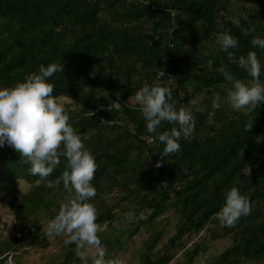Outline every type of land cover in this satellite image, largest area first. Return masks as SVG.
I'll list each match as a JSON object with an SVG mask.
<instances>
[{
    "label": "trees",
    "instance_id": "obj_1",
    "mask_svg": "<svg viewBox=\"0 0 264 264\" xmlns=\"http://www.w3.org/2000/svg\"><path fill=\"white\" fill-rule=\"evenodd\" d=\"M231 17L254 31L245 36ZM225 32L238 40L228 50L235 59L216 43ZM256 37L264 39V0H0V89L40 65H63L48 82L57 102L66 100L69 123L97 164L91 182L97 194L89 203L97 209L105 260L140 235L135 264H171L181 255L176 264H195L217 242L228 246L204 264H264V104L247 113L233 109L234 81L218 71L223 66L253 86L238 60L254 51L264 86V49L252 45ZM145 84L170 89V102L195 119L192 136L182 137L180 151L169 157L161 156L165 145L147 132L135 99ZM173 127L164 121L157 132ZM30 167L12 147H0V200L16 221L0 239V256L19 236L39 242V225L69 195L60 179L65 157L48 177L53 187L37 185ZM232 187L248 198L251 213L229 228L215 217ZM61 255V264L78 259L74 244H64Z\"/></svg>",
    "mask_w": 264,
    "mask_h": 264
},
{
    "label": "clouds",
    "instance_id": "obj_2",
    "mask_svg": "<svg viewBox=\"0 0 264 264\" xmlns=\"http://www.w3.org/2000/svg\"><path fill=\"white\" fill-rule=\"evenodd\" d=\"M231 22L241 28V20L231 17ZM247 36L254 29H243ZM221 51H225L230 59H235L229 49L238 48L236 37L225 32L215 37ZM253 46L264 49V39L256 37ZM239 67L249 73L256 83L246 86L234 75L221 66L218 71L229 82H233V90L229 91L228 99L233 109L250 112L259 104H264V86L259 83L261 63L254 51L247 56H240ZM63 65L53 62L47 67L40 65L38 73L28 75L23 82L12 88L0 89V147L5 144L12 147L24 160L30 164V172L38 176L37 185L53 187L48 180L61 163V157L67 160V170L61 176L63 187L69 194L59 207L58 214L47 225V237L66 236V245H75V252L82 259L86 248L95 249L92 264H119L118 261L105 260V251L98 236L100 230L97 221V209L89 201L97 194L92 185L97 171L93 155L85 149L84 143L74 127L69 123V115L64 107L53 97L55 85L48 79L58 72H63ZM160 76H164L160 71ZM140 104V111L146 121V130L154 134L155 139L164 144L162 157H169L180 151L178 141L191 137L195 131V119L192 113L181 107L176 108L172 101L171 90L159 86L145 84L135 94ZM167 121L178 125L170 132L158 133L162 122ZM252 127V121L247 129ZM153 142V137H148ZM63 145V150L61 146ZM158 161L156 167H160ZM57 181L56 183H59ZM251 205L248 198L241 195L237 187H232L226 193V202L216 214V219L223 227H235L242 216L250 215Z\"/></svg>",
    "mask_w": 264,
    "mask_h": 264
},
{
    "label": "rangeland",
    "instance_id": "obj_3",
    "mask_svg": "<svg viewBox=\"0 0 264 264\" xmlns=\"http://www.w3.org/2000/svg\"><path fill=\"white\" fill-rule=\"evenodd\" d=\"M58 103L62 105L66 103V100H60ZM20 188L21 190L26 191L29 186L24 183H20ZM1 194L2 193H0V196ZM49 222H44L39 225L40 228L38 229V232L36 234V239L38 238L39 242L34 243L33 245L29 243V240L22 238L21 236L18 237V244H16L15 247L19 246L22 248V250L20 253L15 255L13 259L14 264H61L64 258V256L61 255L63 252V245L65 244L64 241L67 237L61 235L49 238L46 235L45 240L42 239L43 242H41L40 239L41 235L47 233V225ZM15 228L16 221L14 216L7 209L5 202L0 200V239L6 241L8 236H10ZM103 229L105 230L106 227H103ZM141 239L142 236L140 235L134 236L130 240L129 244H126L127 248L125 252L120 253L115 257H111V259H107L106 261H118L119 264H135L137 262V258L134 254V251L141 246ZM226 246H228L227 242H217L213 244V248L210 250V253L196 259L195 264H204V262H209L212 256H215L216 254L221 252ZM103 250L105 251V248H103ZM94 254L95 249L86 248L83 259L80 256L76 255L78 259H73V264H79L81 261V264H92L93 261L87 262V258H93ZM111 256H113L112 253ZM181 256L176 257L171 262V264H176L177 262H179V260L182 259ZM80 258L82 260H80Z\"/></svg>",
    "mask_w": 264,
    "mask_h": 264
},
{
    "label": "built area",
    "instance_id": "obj_4",
    "mask_svg": "<svg viewBox=\"0 0 264 264\" xmlns=\"http://www.w3.org/2000/svg\"><path fill=\"white\" fill-rule=\"evenodd\" d=\"M22 250L21 247L16 246L12 250H9L4 255L0 256V263L2 264H14L13 259L16 254L20 253Z\"/></svg>",
    "mask_w": 264,
    "mask_h": 264
}]
</instances>
